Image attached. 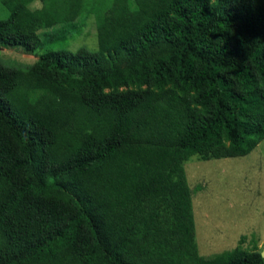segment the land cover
<instances>
[{"label": "trees", "instance_id": "obj_1", "mask_svg": "<svg viewBox=\"0 0 264 264\" xmlns=\"http://www.w3.org/2000/svg\"><path fill=\"white\" fill-rule=\"evenodd\" d=\"M0 3L7 47L32 53L84 15L97 35L0 57V264H264L198 255L182 166L264 140V0Z\"/></svg>", "mask_w": 264, "mask_h": 264}, {"label": "rangeland", "instance_id": "obj_2", "mask_svg": "<svg viewBox=\"0 0 264 264\" xmlns=\"http://www.w3.org/2000/svg\"><path fill=\"white\" fill-rule=\"evenodd\" d=\"M37 7L38 2L31 4V8ZM8 14L0 3V19ZM40 37L44 45L32 53L0 44L1 59L28 65L47 49L97 48L92 16H81L74 27L60 34L56 28L42 30ZM182 166L191 191L198 255L210 258L236 246L264 252V140L241 157L198 160L191 156Z\"/></svg>", "mask_w": 264, "mask_h": 264}, {"label": "water", "instance_id": "obj_3", "mask_svg": "<svg viewBox=\"0 0 264 264\" xmlns=\"http://www.w3.org/2000/svg\"><path fill=\"white\" fill-rule=\"evenodd\" d=\"M261 256H262V257L264 256V252L261 253Z\"/></svg>", "mask_w": 264, "mask_h": 264}]
</instances>
